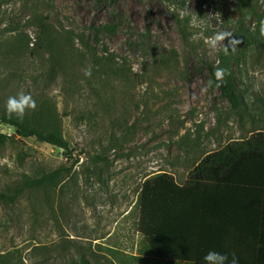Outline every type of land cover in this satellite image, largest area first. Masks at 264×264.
Returning <instances> with one entry per match:
<instances>
[{
	"label": "rangeland",
	"instance_id": "rangeland-1",
	"mask_svg": "<svg viewBox=\"0 0 264 264\" xmlns=\"http://www.w3.org/2000/svg\"><path fill=\"white\" fill-rule=\"evenodd\" d=\"M34 15L50 18V50ZM261 21L264 0H0V132L20 139L0 145V192L66 162L2 121L21 89L52 105L79 161L56 187L0 201V264H159L136 232L141 185L164 173L183 184L208 154L264 131ZM221 32L227 52L210 46ZM228 57L240 113L208 86Z\"/></svg>",
	"mask_w": 264,
	"mask_h": 264
},
{
	"label": "trees",
	"instance_id": "trees-1",
	"mask_svg": "<svg viewBox=\"0 0 264 264\" xmlns=\"http://www.w3.org/2000/svg\"><path fill=\"white\" fill-rule=\"evenodd\" d=\"M167 1L174 4L178 0ZM33 20L36 36L52 49L50 18L34 15ZM105 29L111 33L116 30L114 26ZM80 40L90 50L89 43L83 37ZM51 60L52 68L61 65L55 57ZM229 60L230 57L219 66L230 73L221 86H216V68L209 70L215 86L240 113L236 77ZM61 69L66 67L62 64ZM1 119L14 127L21 139L35 137L62 149L66 162L42 176L24 175L12 190L0 192V201L15 203L27 191L56 187L79 162L64 138L60 117L47 101L29 111L22 122L9 119L6 113ZM19 140L0 132L1 146ZM136 206V232L159 264H203L209 250L234 252L237 264L247 258L250 264H264V131L253 132L244 144H230L208 154L183 184L167 173L146 179ZM81 264L89 263L83 259Z\"/></svg>",
	"mask_w": 264,
	"mask_h": 264
},
{
	"label": "clouds",
	"instance_id": "clouds-1",
	"mask_svg": "<svg viewBox=\"0 0 264 264\" xmlns=\"http://www.w3.org/2000/svg\"><path fill=\"white\" fill-rule=\"evenodd\" d=\"M260 34L264 37V21L260 22ZM228 40L229 45L232 44L233 38L231 33L221 32L216 34L211 39V47L213 49L223 46L224 51H228L229 45H223V41ZM238 43V41H236ZM92 69L88 67L84 70L85 76H91ZM230 74L227 69L217 67L214 72L217 87L221 86L224 77ZM213 81H208V86L212 85ZM37 108V103L30 92L23 89L19 90L15 95H11L5 102V113L9 119L15 118L22 122L29 111H34ZM238 257L233 252H218L216 250H209L203 256V264H237Z\"/></svg>",
	"mask_w": 264,
	"mask_h": 264
},
{
	"label": "crops",
	"instance_id": "crops-1",
	"mask_svg": "<svg viewBox=\"0 0 264 264\" xmlns=\"http://www.w3.org/2000/svg\"><path fill=\"white\" fill-rule=\"evenodd\" d=\"M241 264H250V260L247 258L244 262H241Z\"/></svg>",
	"mask_w": 264,
	"mask_h": 264
}]
</instances>
